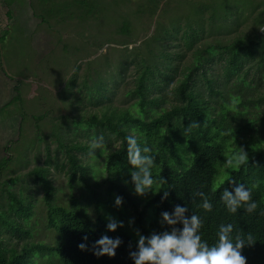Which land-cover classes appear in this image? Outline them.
<instances>
[{"label":"trees","instance_id":"trees-1","mask_svg":"<svg viewBox=\"0 0 264 264\" xmlns=\"http://www.w3.org/2000/svg\"><path fill=\"white\" fill-rule=\"evenodd\" d=\"M80 3L96 9L95 18L114 10L119 33L130 34L131 14L156 16V29L145 44L146 53H133L120 63L132 66L120 105L104 95L100 78L93 81L95 94L88 104L86 95H77L80 106L95 109L71 121L90 141L65 139L64 128L53 126L63 156L53 167L64 173L63 188L51 178L49 154L44 164L23 173L40 188L39 199L24 194L22 187L13 191L18 176L0 181V264H133L129 252L136 249V229L144 235L166 230L160 213L171 212L175 204H186L202 217L201 236L209 244L215 243L221 223H232L234 236L251 234L254 242L245 245L242 255L246 264H264V0ZM120 3L129 8L127 13L120 12ZM86 86L84 79L79 87ZM131 133L156 157V192L144 196L131 183L124 140ZM98 137H103V146L90 156L88 145ZM241 146L248 161L225 170L224 160ZM12 160L0 162V174ZM160 177L166 185H160ZM233 178L252 189L258 204L254 213L240 209L230 214L220 203V192ZM165 190L169 195L162 201ZM198 190L212 201L211 212L198 207L199 198H193ZM117 195L123 198L119 207ZM110 217L123 221V227L109 232ZM105 234L122 240L113 257L93 255L92 243ZM82 242L87 250L78 248Z\"/></svg>","mask_w":264,"mask_h":264},{"label":"rangeland","instance_id":"rangeland-1","mask_svg":"<svg viewBox=\"0 0 264 264\" xmlns=\"http://www.w3.org/2000/svg\"><path fill=\"white\" fill-rule=\"evenodd\" d=\"M80 2L0 1V162L10 156L15 162L0 174V181L18 176L13 191L22 187L24 194L29 192L36 199L41 190L23 178V173L44 164L47 154L51 178L57 186H65L63 171L53 167L63 158L53 126L64 128L65 139L90 141L71 121L95 110L87 105L88 98H94L93 81L100 78L105 83L104 95L120 105L132 69L131 64L122 67L120 63H126L133 53H146L145 44L156 29V16L131 14L130 34L119 33L114 10L108 8L102 11L103 18H95L96 9ZM119 10L127 13L129 8L120 3ZM84 79L87 86L80 89ZM79 93L86 95L87 104L77 103ZM40 115L42 119L37 118ZM8 234L4 231L3 238ZM14 240L13 236L5 242L9 246Z\"/></svg>","mask_w":264,"mask_h":264},{"label":"clouds","instance_id":"clouds-1","mask_svg":"<svg viewBox=\"0 0 264 264\" xmlns=\"http://www.w3.org/2000/svg\"><path fill=\"white\" fill-rule=\"evenodd\" d=\"M193 126H195L193 124ZM126 142L127 162L131 166L129 169L131 183L134 192L139 196H144L153 191L154 177L152 168L155 164V154L153 149L146 143L139 140L137 134L131 133L124 137ZM103 146V137L92 140L88 147L89 155H95V150ZM248 161V153L241 146L232 156L227 157L223 162L225 170L238 166H243ZM161 186L167 181L160 177ZM228 187H224L220 192L219 201L230 214H236L243 209L245 213H254L258 207L257 201L252 198V189L245 183H240L236 179L227 181ZM161 189V187H160ZM231 189V190H230ZM169 192L164 191L161 200L168 198ZM199 198L198 207L204 212L213 210V203L205 192L196 191L193 198ZM117 207L123 203V198L119 195L114 201ZM133 220H129L132 224ZM160 223L166 225L164 231H153L148 235L142 234L136 229L138 237L136 249L129 252L133 264H246V257L242 255L245 245H251L254 240L251 234L233 235L232 223H221L216 232V241L209 244L202 239L201 228L203 219L200 215L190 212L189 207L184 204H175L173 210L162 211L160 213ZM124 222L114 218H109L106 229L114 232L118 227H123ZM87 241V236L82 238ZM122 244L119 236L112 237L101 235L92 243V252L95 256L113 257L116 249ZM81 250H87L85 242L78 244Z\"/></svg>","mask_w":264,"mask_h":264}]
</instances>
